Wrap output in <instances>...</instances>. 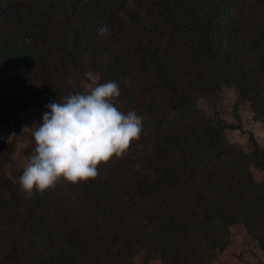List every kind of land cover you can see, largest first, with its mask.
I'll use <instances>...</instances> for the list:
<instances>
[{
    "label": "trees",
    "instance_id": "obj_1",
    "mask_svg": "<svg viewBox=\"0 0 264 264\" xmlns=\"http://www.w3.org/2000/svg\"><path fill=\"white\" fill-rule=\"evenodd\" d=\"M91 73L143 117L139 140L97 178L26 198L23 169L8 175L19 144L35 147L19 112L42 123ZM225 87L264 122V0H0V127L16 126L0 142V264H212L237 223L264 252V148L196 108Z\"/></svg>",
    "mask_w": 264,
    "mask_h": 264
},
{
    "label": "clouds",
    "instance_id": "obj_2",
    "mask_svg": "<svg viewBox=\"0 0 264 264\" xmlns=\"http://www.w3.org/2000/svg\"><path fill=\"white\" fill-rule=\"evenodd\" d=\"M107 26L98 29L108 33ZM120 86L115 81L93 80L59 102H50L42 123L32 127L35 147L19 177L26 198L58 183L77 184L99 176L98 166L122 157L143 132V117L135 110H120Z\"/></svg>",
    "mask_w": 264,
    "mask_h": 264
},
{
    "label": "rangeland",
    "instance_id": "obj_3",
    "mask_svg": "<svg viewBox=\"0 0 264 264\" xmlns=\"http://www.w3.org/2000/svg\"><path fill=\"white\" fill-rule=\"evenodd\" d=\"M99 81L98 73H91L84 80V87L90 86L93 80ZM196 108L198 113L204 115L214 124H226V139L233 143L242 144L248 151H253L257 144L264 148V122L254 117L250 103L239 98L238 90L235 87L223 88L214 98L197 93ZM22 130L31 132L32 127L40 120V110L37 106L19 112ZM16 132L15 124L0 127V142L9 141ZM140 150L142 148L140 147ZM31 155L26 154L25 143H20L16 152L13 154V164L8 171V175L16 179V170L23 169ZM257 181H264V171L253 168ZM225 238L229 246L224 251L216 253L212 264H264L263 254L257 253L258 242L248 236L242 223H237L227 227ZM260 247V246H259ZM250 254H247L249 253ZM253 255L255 258L251 257ZM147 253L141 251L134 256L137 264H162L159 259L146 261Z\"/></svg>",
    "mask_w": 264,
    "mask_h": 264
},
{
    "label": "crops",
    "instance_id": "obj_4",
    "mask_svg": "<svg viewBox=\"0 0 264 264\" xmlns=\"http://www.w3.org/2000/svg\"><path fill=\"white\" fill-rule=\"evenodd\" d=\"M256 250H257V253H259V254H261V255L263 254L261 248H260L258 245L256 246ZM247 254H250V252L247 253ZM251 257H252L253 259L255 258L253 255H251Z\"/></svg>",
    "mask_w": 264,
    "mask_h": 264
}]
</instances>
